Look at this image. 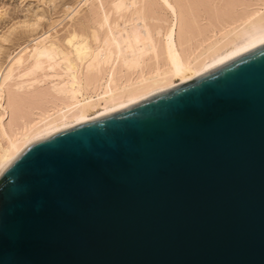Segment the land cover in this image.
<instances>
[{
  "label": "water",
  "instance_id": "1",
  "mask_svg": "<svg viewBox=\"0 0 264 264\" xmlns=\"http://www.w3.org/2000/svg\"><path fill=\"white\" fill-rule=\"evenodd\" d=\"M0 264H264V43L23 149Z\"/></svg>",
  "mask_w": 264,
  "mask_h": 264
},
{
  "label": "bare ground",
  "instance_id": "2",
  "mask_svg": "<svg viewBox=\"0 0 264 264\" xmlns=\"http://www.w3.org/2000/svg\"><path fill=\"white\" fill-rule=\"evenodd\" d=\"M93 4L102 14L95 13L92 29L88 25L91 32H79L81 27L69 32L63 45L48 38L38 41L8 65L2 62L4 45L18 31H36L40 12L0 36V175L38 139L193 79L264 43V0H210L205 19L202 5L196 8L198 0H93ZM46 65L54 71L60 66L66 80L50 82L51 89L33 96L35 105L27 112L8 83L21 69L18 79L31 81L24 78L15 87L19 90L26 83L30 88L38 82L36 73L47 71ZM41 100L42 106L36 105ZM10 109L13 118L7 128L4 119Z\"/></svg>",
  "mask_w": 264,
  "mask_h": 264
},
{
  "label": "rangeland",
  "instance_id": "3",
  "mask_svg": "<svg viewBox=\"0 0 264 264\" xmlns=\"http://www.w3.org/2000/svg\"><path fill=\"white\" fill-rule=\"evenodd\" d=\"M49 1L50 0H0V36H3L4 34H6L8 32V30L14 24H17L18 22L23 21L25 17L28 20L32 19L34 16V13H36L37 11L40 12V13L39 12H37V13H39L40 17H41V21H40L36 31H34V32L18 31L12 37V39L4 45L2 62L5 65H8L10 62H12V60L20 52L22 53L23 50L28 49V52H29L30 49L38 41H42V40L48 38L50 41L51 40L52 41L56 40V42L59 41L61 43V45H63V43L65 42V38L68 37V34H70L72 31H74L76 29H77V31H79L80 27H81L80 28L81 30L79 32H81L82 30L87 31L88 33L91 32L90 29H92L91 27H93L94 22L96 21L95 19L97 18V15L95 13L99 12L98 9H97L98 11L95 10V7L97 8V6L95 4H93V0H91L92 2L90 1L87 4H85V1H87V0H56L54 3H51V4L49 3ZM203 1H205L206 4ZM208 1H209V3H208ZM250 1L251 0H248V2H250ZM77 3H78V5H77ZM204 4L207 5L208 7L204 6ZM209 4H210V0H207V1L202 0V3L200 0H198V5H196L197 9L202 5V8L204 10L201 7L199 8V10L201 11V14L204 15V19L207 17V15H209L208 13H210V10L208 9ZM90 5L91 6L93 5V6L91 7ZM107 6L108 5H106V7ZM204 11H206V12L208 11V12L206 13ZM100 12L101 13H98L99 15L102 14V11H100ZM161 13H163V16L166 15V12L164 13L163 11H160V14ZM204 21H203V23H204ZM91 23H92V25H91ZM206 24H207V22H206ZM88 25H89V27L91 26L90 29H89ZM88 29L90 31H88ZM51 36H53V37L51 38ZM63 39H64V41H63ZM35 40H36V42H35ZM45 67H46L45 69L47 70V68L49 66L46 65ZM57 67H60V66H56L55 71H54V69H52V70L48 69L47 70L48 72L45 70L44 71L40 70L35 75L36 78L38 79V82H36L32 87L29 86L30 88H28V86H26V83H24L23 87L19 89L20 91L17 90V88L15 87L16 84L19 81L23 80L24 78L25 79L23 81L28 82L29 80L27 81V78L30 79L31 77H24L23 79L21 77V79L20 78L18 79L17 74L19 76L21 74H23L22 72L19 74V71L21 69L15 73L13 80L9 81L8 86L10 87V89H12V90H14V92H16L14 97L16 99L20 98L22 100L21 101V104H22L21 107L23 106L22 109L24 108V110L28 112L31 109V106L35 105L34 103L36 102V99H34V98L39 93H43L42 90L44 92H47L46 91L47 89L48 90L51 89L50 87H52V85L50 84V82L51 83H53V82L58 83V82H61L60 79L63 81L65 79L64 77H67L64 75L61 67L60 68H57ZM47 74H48V76H53L54 79H55V77H57L58 74H59V76L62 74L63 75L60 77L58 76L59 78L57 77L56 81H55L54 79H51V78L48 79ZM54 75H56V76H54ZM44 76H46L47 78H45ZM42 77H44L46 80L43 79ZM30 81H31V79H30ZM42 81H44V82H42ZM12 82H16V83H12ZM20 83H22V82H20ZM32 91H33V93H32ZM33 96H35V97H33ZM29 98H31V99H29ZM51 99H52V97H51ZM34 100H35V102H33ZM49 101H50V99H49ZM49 101L47 100V102H49ZM38 103L39 104L36 103V105L42 106V100L39 101ZM12 115H13L12 110L11 109L8 110V114L6 115V117L4 119V126H6L7 128L9 127V124L12 121L11 120L13 118Z\"/></svg>",
  "mask_w": 264,
  "mask_h": 264
}]
</instances>
